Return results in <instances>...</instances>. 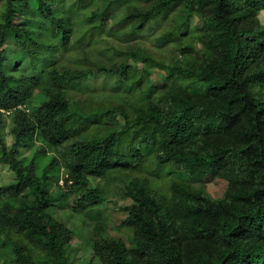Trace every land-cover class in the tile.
I'll return each instance as SVG.
<instances>
[{
  "label": "trees",
  "instance_id": "trees-1",
  "mask_svg": "<svg viewBox=\"0 0 264 264\" xmlns=\"http://www.w3.org/2000/svg\"><path fill=\"white\" fill-rule=\"evenodd\" d=\"M0 5V165L15 174L0 187L3 264H73L75 234L50 215V189L61 181L87 188L74 209L98 221L104 194L91 182L112 177L131 201L122 225L133 244L95 231L86 264H264V26L252 21L264 0ZM174 12L185 17L172 22ZM193 16L199 28H191ZM147 32L178 60L166 63L143 48L137 40ZM73 38L88 47L74 51ZM17 63L28 71L15 70ZM152 71L162 86L149 79ZM100 77L116 79L110 95L125 108L103 111L99 119L112 124H93L82 139L85 118L73 112L68 92H102ZM142 172L168 178L166 189L142 188ZM209 177L226 182L221 198L208 193Z\"/></svg>",
  "mask_w": 264,
  "mask_h": 264
},
{
  "label": "rangeland",
  "instance_id": "rangeland-1",
  "mask_svg": "<svg viewBox=\"0 0 264 264\" xmlns=\"http://www.w3.org/2000/svg\"><path fill=\"white\" fill-rule=\"evenodd\" d=\"M77 3L78 0H68V2ZM30 7V2L26 1ZM1 9V5H0ZM87 10H92V7H87ZM35 11L32 8V15ZM185 14L181 13L178 15L177 12H174L171 15L172 22H175L176 20L180 18H184ZM22 20V18L16 19L15 21L18 22ZM192 25L191 28H199L200 27V18L198 16H193L190 18ZM118 21V17L113 16L112 21L109 20L110 24H113L112 27L114 30H119L121 26H117L115 23ZM252 21H259L261 25L264 26V9L260 10L255 14V17ZM163 23V22H161ZM151 27H153V30L156 29V31L159 32L162 31L160 26H156L151 24ZM79 29H83L80 25H78ZM157 32V33H158ZM78 38V37H76ZM73 38L72 44L79 48L77 49L74 47V51H79L83 46L88 47L89 42H84L83 44H78L77 39ZM81 38V37H80ZM187 40H190L191 43H194V39L191 35L186 36ZM111 43L112 45H115V38H111L108 40V43ZM138 43L141 44L143 48H146L153 53L156 54V56L160 59H163L166 63H172L173 61H177L178 58L176 57L177 51L171 48V46L166 47H160L155 42V37L153 35V32H147L144 34V37L137 40ZM134 44V43H133ZM127 45H121L119 46L118 50L125 51ZM197 54H200L202 52V48L199 45L195 46ZM100 49V48H99ZM121 59L118 60L120 62ZM27 65V64H26ZM142 64H139L141 66ZM20 67V64H16L14 66V69L22 72H27V66L26 68L18 69ZM8 69V66L6 67V70ZM149 79L152 80L153 84L155 86H162L164 84L163 79L161 78L159 72L152 71L151 75L149 76ZM91 82V79H90ZM89 82V83H90ZM99 84L101 85L102 92L100 90L98 91H92L91 96H89V92L85 90V92H78L75 89H72L71 92H68V100L70 102L71 108L73 112L77 115L83 116L85 119L82 122V126L79 129V138H85L86 132H88L91 128V125L95 124V127H106L107 124H112V121L109 120V122L106 124L103 123L99 116L100 114L105 110H114L115 107H122L125 108L121 100L115 96L110 95L111 89L109 84H116V79L113 77H100V80H98ZM99 84L96 88H98ZM86 88V87H85ZM80 90V89H77ZM117 119L120 121V119L117 117ZM103 120V119H102ZM105 120V119H104ZM100 123H97L99 122ZM4 139L5 143L8 147H11L13 144V138L10 133V124L9 120H6V125L3 129ZM29 154V152L26 153V155ZM138 178H140V186L144 189L147 188H157L160 190L166 189L165 186L168 185L169 179L166 178L167 182L163 184V181L159 179L156 175L149 172H142L140 174H137ZM115 179L114 177H112ZM113 179H92V187L94 188H100L103 191L104 199L99 203L100 207L99 212L100 215L102 214L101 220H94L89 219L88 217H85L80 212L75 211L74 207H76V203L79 199H82L87 194V188H67L64 187V182H60L61 188L59 186H55L50 189L52 192L54 198V201L52 202V207L49 209V213L52 217L59 220L61 223H63L66 227H68L72 232H74V239L70 246V261L73 262V264H86L87 260H91L92 256V241L95 238V231L97 233L101 231H105L109 237L116 240L123 241L127 246H132L133 244V232L129 228L124 227L122 224L127 218L126 212L123 210V208L126 205H130L131 201L122 199V187L123 185L121 183H118L117 181ZM15 180V174L10 170V168L7 165H0V187L7 186L14 182ZM195 186L197 188H203L202 183H195ZM205 187L208 191V193L212 196L213 199L221 198L224 195V192L226 190L227 184L224 180L220 179H213L209 177L207 181L205 182ZM174 189V188H173ZM171 188L170 192L174 195V191ZM178 191V190H176ZM175 191V192H176ZM106 198V199H105ZM95 226H97L95 228ZM9 254L5 249L0 248V264H3V260L5 258H8ZM36 264H40V262H36ZM92 264V263H91Z\"/></svg>",
  "mask_w": 264,
  "mask_h": 264
},
{
  "label": "clouds",
  "instance_id": "clouds-1",
  "mask_svg": "<svg viewBox=\"0 0 264 264\" xmlns=\"http://www.w3.org/2000/svg\"><path fill=\"white\" fill-rule=\"evenodd\" d=\"M9 114V112H7V115Z\"/></svg>",
  "mask_w": 264,
  "mask_h": 264
}]
</instances>
